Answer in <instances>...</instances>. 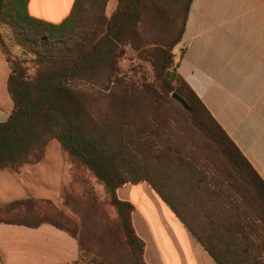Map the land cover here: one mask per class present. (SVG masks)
Masks as SVG:
<instances>
[{"label": "trees", "instance_id": "trees-1", "mask_svg": "<svg viewBox=\"0 0 264 264\" xmlns=\"http://www.w3.org/2000/svg\"><path fill=\"white\" fill-rule=\"evenodd\" d=\"M109 1L75 0L53 24L31 16L28 0H0V47L13 103L0 124V172L41 163L56 141L103 187L127 264H146L145 246L132 226V205L116 193L141 183L215 264H264V181L173 65L192 0H185L180 30L168 42L149 41L140 29L145 15L162 12L156 0H117L107 16ZM126 48L151 66L152 80L121 72ZM103 76L106 83L96 86ZM38 204L2 205L0 223H48L77 238L49 218H22ZM79 245L76 264H108Z\"/></svg>", "mask_w": 264, "mask_h": 264}, {"label": "crops", "instance_id": "crops-1", "mask_svg": "<svg viewBox=\"0 0 264 264\" xmlns=\"http://www.w3.org/2000/svg\"><path fill=\"white\" fill-rule=\"evenodd\" d=\"M112 1L107 16L116 8L117 0L111 6ZM74 3L28 0L27 8L31 16L58 24ZM34 4L43 14L31 12ZM51 11L62 20H53ZM173 56L178 74L264 181V0H192ZM9 75L0 47V124L13 109L7 93ZM44 162L25 165L19 172L1 171L0 206L29 199L60 201L61 190L58 199L50 195ZM116 194L133 207L132 226L144 243L146 264H215L146 183L124 185ZM79 242L48 223H0L3 264H76Z\"/></svg>", "mask_w": 264, "mask_h": 264}, {"label": "rangeland", "instance_id": "rangeland-1", "mask_svg": "<svg viewBox=\"0 0 264 264\" xmlns=\"http://www.w3.org/2000/svg\"><path fill=\"white\" fill-rule=\"evenodd\" d=\"M155 3L162 12L155 11L145 15L140 29L144 38L149 41L168 42L180 30L185 0H156ZM36 5L31 7V12L43 14ZM51 12L53 20H62L61 14ZM12 51L18 52L14 47ZM120 69L138 80L141 77L153 79L151 66L141 63L130 48H126L120 61ZM105 83L104 76L95 80L98 87ZM44 161L46 166L43 167L49 169L47 172L50 173L46 181L50 186V195L58 199V192L61 190V200L55 203L39 202L35 209L26 210L22 218L29 222L49 218L74 233L83 250L104 258L108 264H127V247L116 229L117 215L109 204L103 187L96 182L91 172L73 160L56 141L48 145Z\"/></svg>", "mask_w": 264, "mask_h": 264}, {"label": "water", "instance_id": "water-1", "mask_svg": "<svg viewBox=\"0 0 264 264\" xmlns=\"http://www.w3.org/2000/svg\"><path fill=\"white\" fill-rule=\"evenodd\" d=\"M173 98L176 99L178 102H180L185 108H187L186 104L181 99H179L176 95H173Z\"/></svg>", "mask_w": 264, "mask_h": 264}]
</instances>
